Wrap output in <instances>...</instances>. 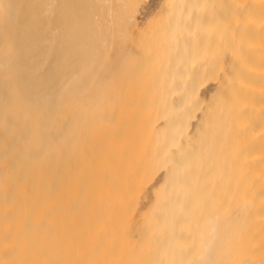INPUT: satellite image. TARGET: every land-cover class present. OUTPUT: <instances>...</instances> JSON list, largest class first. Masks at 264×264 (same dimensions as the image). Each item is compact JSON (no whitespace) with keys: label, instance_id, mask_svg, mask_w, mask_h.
Listing matches in <instances>:
<instances>
[{"label":"bare ground","instance_id":"1","mask_svg":"<svg viewBox=\"0 0 264 264\" xmlns=\"http://www.w3.org/2000/svg\"><path fill=\"white\" fill-rule=\"evenodd\" d=\"M0 264H264V0H0Z\"/></svg>","mask_w":264,"mask_h":264}]
</instances>
